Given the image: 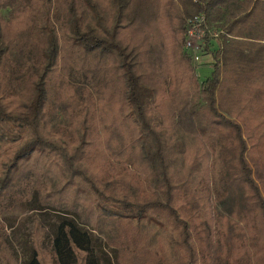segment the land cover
<instances>
[{
  "label": "trees",
  "instance_id": "trees-1",
  "mask_svg": "<svg viewBox=\"0 0 264 264\" xmlns=\"http://www.w3.org/2000/svg\"><path fill=\"white\" fill-rule=\"evenodd\" d=\"M31 203L58 223L23 263L2 217ZM95 240L264 264V0H0V264H109Z\"/></svg>",
  "mask_w": 264,
  "mask_h": 264
},
{
  "label": "rangeland",
  "instance_id": "rangeland-1",
  "mask_svg": "<svg viewBox=\"0 0 264 264\" xmlns=\"http://www.w3.org/2000/svg\"><path fill=\"white\" fill-rule=\"evenodd\" d=\"M201 62L202 63L199 64L195 70L198 79L204 81L211 75L213 60L209 54H206ZM208 192L207 202L210 206L212 216H214V195L211 187H208ZM34 217H37L51 234L54 233L55 226L58 223L57 216L50 212L37 210L36 203L14 208L5 213L2 217L7 225L8 232L10 233L11 246L15 249L19 259L23 263L27 260L30 253V233L32 232ZM94 242L95 248L100 251L101 254L108 256L109 264H117L115 260V253L117 251L112 250L111 248L107 249L104 241L95 240ZM198 245L200 246V244H197V248Z\"/></svg>",
  "mask_w": 264,
  "mask_h": 264
},
{
  "label": "built area",
  "instance_id": "built-area-1",
  "mask_svg": "<svg viewBox=\"0 0 264 264\" xmlns=\"http://www.w3.org/2000/svg\"><path fill=\"white\" fill-rule=\"evenodd\" d=\"M205 18L203 16L195 17L187 22V40L185 47L191 53L193 61L199 62V54L203 49V36L204 32L202 27L204 26Z\"/></svg>",
  "mask_w": 264,
  "mask_h": 264
}]
</instances>
